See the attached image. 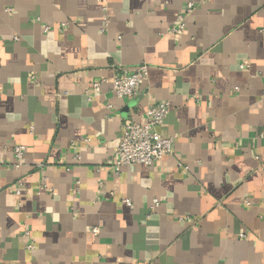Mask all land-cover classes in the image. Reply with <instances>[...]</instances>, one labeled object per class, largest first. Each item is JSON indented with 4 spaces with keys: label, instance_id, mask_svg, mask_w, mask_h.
<instances>
[{
    "label": "crops",
    "instance_id": "1",
    "mask_svg": "<svg viewBox=\"0 0 264 264\" xmlns=\"http://www.w3.org/2000/svg\"><path fill=\"white\" fill-rule=\"evenodd\" d=\"M189 1L0 0V264H264V0L173 32ZM142 63L137 96L92 89ZM160 101L173 151L116 173Z\"/></svg>",
    "mask_w": 264,
    "mask_h": 264
},
{
    "label": "built area",
    "instance_id": "2",
    "mask_svg": "<svg viewBox=\"0 0 264 264\" xmlns=\"http://www.w3.org/2000/svg\"><path fill=\"white\" fill-rule=\"evenodd\" d=\"M195 8L196 1L190 0L178 14L177 23L172 27L173 32H180L185 29L186 19L194 12ZM11 10V8H7V11ZM104 10L106 12L105 20L108 22L107 6H104ZM49 29L50 27H46V31ZM116 69L117 71L112 78H103L92 82L94 92H101L102 84L110 83L112 92L118 98L137 96L140 93V86L148 79L149 65L142 63L135 66H119ZM170 110V102H155L149 107L145 122L130 121L125 123L119 146L112 160V167L115 168L116 173L119 172L121 166L126 164L152 165L173 151L175 136H164L158 131V128L164 124ZM262 135L264 136V127ZM26 152V145L16 144L14 146V156L18 162L23 160ZM124 202L128 205L131 204L129 199H125ZM159 203V199H154L152 209ZM92 231L94 234H98L100 230L98 227H94ZM31 235L30 230H25V237L30 238ZM28 247H34L33 243Z\"/></svg>",
    "mask_w": 264,
    "mask_h": 264
}]
</instances>
